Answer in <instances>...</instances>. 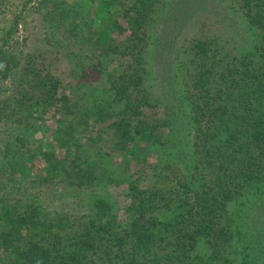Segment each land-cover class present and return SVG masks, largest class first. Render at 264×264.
I'll list each match as a JSON object with an SVG mask.
<instances>
[{"label": "trees", "instance_id": "obj_1", "mask_svg": "<svg viewBox=\"0 0 264 264\" xmlns=\"http://www.w3.org/2000/svg\"><path fill=\"white\" fill-rule=\"evenodd\" d=\"M12 1L20 10L6 16ZM33 1L0 0V76L17 85L0 109L19 122L3 168L28 178L39 154L45 166L29 182L60 175L74 190L46 201L18 180L29 196H1L0 264H264V0H172L153 48L147 27L161 0H37L47 42L29 48L18 33ZM199 20L222 26V36L188 37ZM69 54L82 77L110 56L130 61L108 73L110 88L88 84L84 115L55 70ZM52 109L67 121L64 134L52 149L22 150L29 130H59L45 123ZM76 125L98 136L110 128L127 168L136 148L143 161L154 155L151 172L99 165L108 154L90 143L74 155ZM124 182L125 221L110 189Z\"/></svg>", "mask_w": 264, "mask_h": 264}, {"label": "rangeland", "instance_id": "obj_2", "mask_svg": "<svg viewBox=\"0 0 264 264\" xmlns=\"http://www.w3.org/2000/svg\"><path fill=\"white\" fill-rule=\"evenodd\" d=\"M36 2L37 0H34L31 3V7L28 8L24 13V22L20 25V39H23L26 37V42L29 48H32L33 45H39V44H45L47 40L45 39L46 37V31L45 28L42 27V18L40 15L41 9L36 8ZM161 8L157 12V14L154 15L153 19L149 22L148 27H147V32H148V41L149 45L151 48L154 47L155 42L158 40L159 37H161L162 33H165L164 31V24L162 23V18H163V13H164V8L163 5H169L171 4L172 0H161ZM15 1H12L8 5L7 12L5 13L6 16H14L20 8L18 5L14 4ZM162 9V10H161ZM42 10H45V8H42ZM194 32H199L200 35L204 34H215L222 36V33L224 32V28L222 26H218L216 22L210 21V20H204V21H196L189 29H188V37L189 35L194 34ZM124 35H120V38H123ZM121 40V39H120ZM74 49V48H73ZM75 50V49H74ZM89 52V51H86ZM69 57L71 58V54H69L68 58L65 59V61H61L58 63V66L55 68V70L59 73V75L64 79V91L67 92L70 96V102L71 99L73 103L76 105V108L78 107L79 113L84 115V109L83 107L91 104L92 102V96L93 95H88L87 94V89H88V84H90L92 87L97 86L98 88H110V81H109V74L111 72H114L116 68H118L117 65H120L121 68H126L127 64L130 62L128 58L120 57V56H110L104 64L100 67L99 70L93 67V65L87 64L86 65V76L82 77L80 71V66L76 64V62H73L69 60ZM107 64V65H106ZM107 69V71H105ZM78 73V74H77ZM77 74V75H75ZM80 75V76H79ZM115 74H111L110 77L113 78ZM16 86L14 83L9 82V80L5 79L3 80L0 76V108L3 106L6 109V105L2 103L4 100H11L12 95L14 92H16ZM153 86L155 87L154 83ZM154 89V88H153ZM156 93L157 91L154 89L152 91ZM94 94L101 95V92H94ZM105 95V94H103ZM9 97V99H8ZM99 99V98H98ZM101 99H99L100 101ZM81 106V107H80ZM4 111H1L0 109V197L4 196L7 198L9 201H16L18 198H26L29 196L27 191H18L16 190V186H18V180L21 182L26 181L29 182L30 180L34 179V174L37 173V171L40 168H43L45 166L43 160L41 159V156L39 154H36L33 165L31 166L33 169L30 171L31 175L27 178L25 176V172H23L20 167L19 170H12L11 167H5L3 168L4 164H10L8 161V158L5 155V142L7 139H10V135L14 131V127L16 125H19V122L16 121V116H11V115H3ZM154 110L151 108L146 109V113L153 115ZM35 118V122L37 123H43L42 119ZM44 118L46 120V124L50 125L51 128H56L59 129L56 131V133H53L51 135L47 131L45 132L42 128L39 131H34V130H29V139H27L25 143V147H22V150L27 151V150H34L37 148L40 144L41 146L43 145L44 147L50 146L52 149V146L55 138L57 135L62 136L64 134L63 130H65L64 124L67 123V121H61L59 118H64V115L60 112L55 111L52 109L51 111H48L44 114ZM112 120L108 121H101L100 126H107ZM13 125V126H11ZM96 127V126H95ZM76 129L72 132L71 135V140H80L81 142L80 145H82L80 148L71 147V152L74 155L80 156L81 153L87 149V145L90 143L92 146V151L96 152L98 149L103 151L105 154H108L107 157L101 159L100 157H95L98 158L100 164L105 167H116V169H119L120 171H125L128 174L131 175H136L140 173H150L151 168L154 166L156 157L154 155H150L148 161H143V155L144 151L140 150L139 148L138 151H135L134 154L130 157V163L127 164L128 168L125 166L126 164H122L124 161L121 156H117L116 153L118 154L117 150V141L118 137L115 135L114 132H112L109 129L107 130H101L100 131V136L97 135L96 129H90V130H85L83 129L84 127L82 125H76ZM90 128V127H89ZM53 129V130H54ZM83 129V130H82ZM62 130V132L60 131ZM82 130V131H81ZM60 131V132H59ZM58 132V134H57ZM12 137V135H11ZM69 138V137H66ZM9 141V140H8ZM49 141V142H48ZM142 144V143H141ZM143 145V144H142ZM57 147V146H55ZM58 148V147H57ZM56 148V153L59 154L60 152L59 149ZM47 149V148H46ZM49 149V148H48ZM50 151V150H48ZM55 153V152H53ZM53 153H50L53 155ZM30 155V153H29ZM51 155V156H52ZM123 160V161H122ZM31 165L30 163H28ZM18 166V165H17ZM107 168V169H108ZM115 169V171H116ZM126 169V170H125ZM64 179V178H63ZM60 175H54L52 178L48 180H44L45 182H42L40 180L39 182L35 184H31L32 182H29L28 184L24 185L27 187V185H30L31 187H27L28 191L33 192L34 195L39 193L37 190H42V195L46 201H49L50 198L53 196V194L59 193L62 190L67 191L70 189L73 191L74 185L71 184V187L67 181H64ZM143 183L147 184V181L143 178ZM111 192L116 196L118 199V202L120 203L121 209L119 210V219L125 221L127 219V214L125 212V209L128 204V199L126 197V192H127V182H124L123 184L117 186L116 184H112L110 186ZM37 191V192H36ZM77 194H74L71 192V206H74V202L77 201L75 198ZM54 203V202H53Z\"/></svg>", "mask_w": 264, "mask_h": 264}, {"label": "clouds", "instance_id": "obj_3", "mask_svg": "<svg viewBox=\"0 0 264 264\" xmlns=\"http://www.w3.org/2000/svg\"><path fill=\"white\" fill-rule=\"evenodd\" d=\"M0 67H2V66H0Z\"/></svg>", "mask_w": 264, "mask_h": 264}]
</instances>
